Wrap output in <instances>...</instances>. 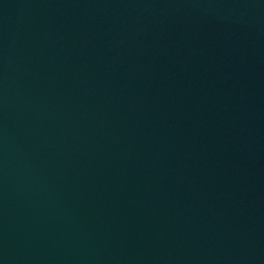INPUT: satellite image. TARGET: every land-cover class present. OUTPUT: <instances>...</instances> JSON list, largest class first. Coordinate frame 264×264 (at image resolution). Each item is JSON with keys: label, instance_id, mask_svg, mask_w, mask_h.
<instances>
[{"label": "water", "instance_id": "1", "mask_svg": "<svg viewBox=\"0 0 264 264\" xmlns=\"http://www.w3.org/2000/svg\"><path fill=\"white\" fill-rule=\"evenodd\" d=\"M0 264H264V0H0Z\"/></svg>", "mask_w": 264, "mask_h": 264}]
</instances>
